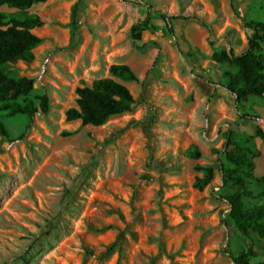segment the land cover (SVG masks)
<instances>
[{"label": "rangeland", "instance_id": "1", "mask_svg": "<svg viewBox=\"0 0 264 264\" xmlns=\"http://www.w3.org/2000/svg\"><path fill=\"white\" fill-rule=\"evenodd\" d=\"M136 1L47 0L27 10L44 23L32 30L41 42L30 62L5 69L32 78L29 99L46 94L49 110L31 122L0 115L9 133L0 136V264H233L246 245L256 252L250 264L264 261V240L242 237L228 218L222 197L237 188L220 171L232 167L227 134L253 165L252 178L238 171L251 193L244 207L264 203V95L236 107L224 85L237 69L213 59L246 51L245 22L264 21V0ZM139 3L192 19L170 35L151 13L154 28L136 44ZM257 54L264 59V48ZM115 64L137 78H113L132 109L100 126L67 121L76 88L111 78ZM208 166L212 180L198 189L197 167Z\"/></svg>", "mask_w": 264, "mask_h": 264}, {"label": "trees", "instance_id": "2", "mask_svg": "<svg viewBox=\"0 0 264 264\" xmlns=\"http://www.w3.org/2000/svg\"><path fill=\"white\" fill-rule=\"evenodd\" d=\"M47 0H0V115L5 118L23 116L29 122L36 115H46L49 110V99L46 94L38 96L37 103L29 99L33 89L34 80L22 77L10 78L6 73V66L17 61L30 62L33 58L31 50L37 46L41 39L32 33V30L43 26L41 18L27 12L32 6ZM138 5L136 0H122ZM146 14L143 20L132 26V39L137 44L141 40V33L153 29L151 13H155L163 22L165 31L174 35L176 22L191 20L192 17L169 16L157 10L148 3H139ZM2 8L11 10L3 11ZM247 28L253 31L248 39V46L244 53L236 55L220 52L213 55V59L220 63L232 65L237 69L235 74L226 73L227 79L224 88L234 96L236 107L241 106L250 97L264 95V59L257 54L264 48V21L245 22ZM263 44V45H262ZM142 44L138 48L143 49ZM188 56L192 57L190 53ZM111 78L98 79L90 86L76 88V107L65 113L67 121L79 120L82 126H100L110 117L129 112L135 101L128 88L113 78L125 82H136L137 78L129 66L125 64L111 65L109 68ZM258 135L261 136L260 132ZM0 136L9 139V133L0 120ZM224 160L232 167L220 166L223 178L236 186V190L223 198L228 206V218L242 237L255 235L264 240V203L251 209L244 207L243 198L251 196L246 189V180L239 175L241 168L248 170V177L252 178V163L243 154L240 146L226 134L222 145ZM195 152L194 157H199ZM203 172V177L196 178L194 186L202 189L210 183L213 177V167H197ZM264 197V188L261 191ZM256 256L251 245L243 247L232 258L233 264H250V259ZM258 264H264L260 262Z\"/></svg>", "mask_w": 264, "mask_h": 264}, {"label": "built area", "instance_id": "3", "mask_svg": "<svg viewBox=\"0 0 264 264\" xmlns=\"http://www.w3.org/2000/svg\"><path fill=\"white\" fill-rule=\"evenodd\" d=\"M42 73H43V70H42Z\"/></svg>", "mask_w": 264, "mask_h": 264}]
</instances>
